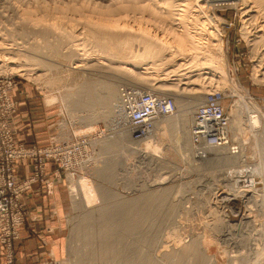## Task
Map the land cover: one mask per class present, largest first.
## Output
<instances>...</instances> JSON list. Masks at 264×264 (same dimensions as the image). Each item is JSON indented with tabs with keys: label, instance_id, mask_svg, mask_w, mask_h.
<instances>
[{
	"label": "rangeland",
	"instance_id": "374dc122",
	"mask_svg": "<svg viewBox=\"0 0 264 264\" xmlns=\"http://www.w3.org/2000/svg\"><path fill=\"white\" fill-rule=\"evenodd\" d=\"M152 1L154 3L157 0ZM152 1L0 0V89L9 95L8 101H0V112H3L0 118L7 117L6 123L15 146L34 148L35 152L33 157L17 159L13 163L17 183H27V188L19 197L24 212L19 229L27 216L23 194L39 180L50 187V183L44 179L45 168L50 163L66 178L67 208L62 221L64 229L60 253L47 264H84L80 259L86 254L87 248L84 249L82 239L76 233L80 219L91 214V210H94L92 216L96 219L97 208L129 200L140 203L134 206L148 210L140 215L144 217L140 228L128 236V246L134 252L131 253L136 264L137 258L142 259L140 254L146 260L150 259L149 255L157 258L158 264H168L169 260L170 264H264V63H259L264 49L261 43L257 44L260 39L256 38L258 30L264 26V10L263 15H257L252 12L256 9L252 3L246 8L236 2L212 5L204 3L205 0H195L194 7L191 3L193 0H178L180 2L177 1L175 7L178 6V13L183 12L178 19L191 25L197 39L209 44H221L223 54L210 62L203 57L202 52L181 53L175 42V35L179 34L177 25L170 22L171 25L168 22L163 24L151 17L145 6H149ZM161 1L157 2H160L157 4L160 5L159 11H166ZM188 1L193 8H189ZM26 10L32 16L26 15ZM189 14L191 17H188ZM218 16L222 18L220 40L212 34L215 29L209 20V17ZM28 18L31 23L25 20ZM39 29H45V38H41L40 34H36L40 37L32 35ZM22 31L32 34L22 36ZM95 38L104 43L95 45ZM46 39L50 40L47 42ZM63 41L66 45L62 46ZM59 43L60 46L57 45ZM48 46L50 51L47 50ZM53 46L54 50L60 48L63 56L56 54L52 50ZM44 49L47 51L44 52ZM70 51L76 55L71 59L77 61L70 58H67L68 62L64 60ZM46 60L53 68L41 66V61L48 63ZM77 62L82 65L80 75L73 74L75 69L72 67ZM134 65H138L139 69L134 70ZM67 67L71 69L66 70ZM144 68L149 71L146 72ZM139 76H143L146 86L149 84L153 87L150 91L156 90L159 95L172 98L174 96L170 94H181L188 102L192 99L193 89L201 90L203 96L212 91L223 92L226 96L225 110L231 123L237 110L245 107L249 101L250 107L241 110L245 122L243 127L248 129L243 130V134L235 131L230 124V148L223 150L228 156L233 155L237 162L211 164L208 160L217 156V152L213 151L216 149H209V152L206 151L208 155L201 157L197 155L193 141L192 160L186 159L187 154L176 143L179 132L165 128L162 124L165 117H159L154 122V129L145 138H133L126 114L120 113V100L118 106L115 103L110 108H103V111L98 106H94L96 109L93 107V110L69 106V100L72 101L79 89L76 85L82 84L83 80L87 83L97 78L94 80L96 83L100 79L110 82L122 97V91L128 88L148 91L135 86L134 78ZM75 80H80V83H75ZM164 82H177L179 88L187 92H176L174 87L167 86L164 94L158 90V86ZM20 87H27L29 93L35 96L30 110L42 111L40 116L36 114L39 118L46 117V109L51 112L50 122L54 127L55 138L50 143L26 146L15 140L11 119L17 105L12 95ZM105 93L104 87H98L95 92L97 95ZM121 101L123 104V98ZM196 107L189 114V124ZM101 112H110L111 115L107 119ZM248 112L252 117L260 114V124L254 118L256 130L249 127ZM89 115H93L94 119H87ZM120 117H124V122ZM113 141H121V144H113ZM105 142L110 143L109 147L104 146ZM27 160L33 164V172L30 177L20 179L16 163ZM85 181L90 185H87L91 190H88V195L93 197L90 201H86L79 187ZM98 189L112 196L105 204L95 194L99 192L96 191ZM19 229L17 236H11L7 243L1 241L7 249L17 239ZM187 246L195 248L192 247L193 251L189 253L192 259H187L185 263L175 262L178 260L174 256L175 251H186L189 249ZM8 261L13 264V259ZM97 262L92 261L90 264L100 263Z\"/></svg>",
	"mask_w": 264,
	"mask_h": 264
},
{
	"label": "bare ground",
	"instance_id": "6f19581e",
	"mask_svg": "<svg viewBox=\"0 0 264 264\" xmlns=\"http://www.w3.org/2000/svg\"><path fill=\"white\" fill-rule=\"evenodd\" d=\"M152 1V0H151ZM161 1V0H160ZM178 0H162L161 3H163L164 5V9H166V11H159V6L157 4L158 0L154 3L153 1L151 2V4H149V6H145L146 10H149V15L151 17H153L155 20H157V22H161L163 24H166L167 22L169 23H174V25H177L178 29L177 31L179 32L176 33L178 35H175V38H176V41L178 43V47H179V50H182L181 53H186V52H192V53H195V54H201L200 52L203 53V57H205L206 60H209L210 62H212L211 60H215V59H218L222 54H223V49H222V46L221 44H219L218 42H215L213 44V42L211 44L209 43H205V42H201L200 39H197V35H196V32L194 33L192 30H191V25L189 24H186L185 21H180V17H182V13L183 12H180L178 13V9H176L177 7H175V3L177 2ZM190 1V0H189ZM189 1H188V4H189ZM180 2V1H178ZM194 2L195 0L191 1V3H193L194 5ZM234 3L236 2V4L240 3V5H244V7H248L251 3L255 6L254 10H252V12H255L257 15L259 14H262L264 11V0H235L233 1ZM233 2H230L233 3ZM203 3V2H202ZM204 3L206 4H212V5H218V4H223V3H229V2H209L207 0L204 1ZM179 5V4H178ZM193 5L192 4H189V8H193ZM252 5V6H253ZM191 6V7H190ZM200 6V5H199ZM198 6V7H199ZM251 6V7H252ZM181 7V6H180ZM183 7V6H182ZM195 7V5H194ZM161 8V7H160ZM201 8V6H200ZM253 8V7H252ZM251 8V9H252ZM31 9V8H30ZM162 9V8H161ZM181 9V8H180ZM179 9V11H180ZM263 11V12H262ZM251 12V11H250ZM32 13V12H31ZM34 14V13H33ZM264 14V13H263ZM262 14V15H263ZM26 15H29L32 16L30 14L29 11L26 10ZM35 15V14H34ZM187 15V14H186ZM184 15L183 18L186 16ZM212 16V15H211ZM188 17H191L190 14ZM207 18V17H206ZM210 21L212 22L213 24V27L215 29V31H213L214 33L212 34H215L214 37L218 36L217 39L220 40V34H221V29H220V24L222 23V18H220L219 16L217 18H214V17H209ZM189 19V18H188ZM191 19V18H190ZM27 22H30L31 23V20L30 18L28 19H25ZM34 21V20H33ZM189 21V20H188ZM186 21V22H188ZM262 22V21H261ZM39 23H40V20H39ZM169 23V24H170ZM190 23V22H189ZM264 23V22H263ZM41 25V23H40ZM44 25V24H43ZM168 25V24H167ZM171 25V24H170ZM173 25V26H174ZM264 25V24H263ZM190 26V27H189ZM32 27V26H31ZM171 27V26H170ZM34 28V27H33ZM94 28V27H93ZM96 28V27H95ZM174 28V27H173ZM30 30L32 31H35L34 29H31ZM45 30V29H44ZM44 30H41L39 29V31L37 32H34L32 34V32H28V31H22V36L24 35H36V34H40L41 38H45L46 36V32ZM47 30V29H46ZM90 30V29H89ZM92 30V29H91ZM95 30V29H94ZM101 30V29H100ZM99 31V30H98ZM92 32V31H91ZM105 32V31H104ZM48 33V32H47ZM90 33V32H89ZM94 33V32H93ZM96 33V32H95ZM100 33V32H99ZM62 34V33H61ZM98 34V33H97ZM258 34L256 36V38L260 39V41L257 43L259 45V43H261V45H263V49H264V26L263 28L261 27L260 30H258ZM64 35V34H63ZM66 35V34H65ZM101 35H102V32H101ZM104 35V34H103ZM245 35V33H244ZM37 36V35H36ZM40 36H37V37H40ZM94 36V34H93ZM48 37V36H47ZM51 37V35H50ZM65 37V36H64ZM72 37V36H71ZM74 37V36H73ZM58 38V37H57ZM75 38V37H74ZM106 38V37H105ZM210 38V37H209ZM212 38V37H211ZM255 38V39H256ZM69 39V38H68ZM67 39V40H68ZM102 39V37H101ZM101 39H97L95 38V45H99V44H103ZM208 39V38H207ZM214 39V38H213ZM47 40V39H46ZM50 40V39H48ZM47 40V42H48ZM62 40V39H60ZM64 40V38H63ZM257 40V39H256ZM209 41V40H208ZM218 41V40H217ZM46 42V43H47ZM52 42V41H51ZM58 42V40L56 41ZM221 42V41H220ZM44 43V44H46ZM50 43V42H49ZM63 44L66 45V42L63 41L62 42V46ZM1 45V44H0ZM56 45V44H55ZM54 45V46H55ZM57 45H61L60 43L57 44ZM105 45V44H104ZM177 45V44H176ZM39 46H42L39 44ZM51 43H50V47H51ZM54 46H53V49L54 50ZM61 46V48H62ZM168 46V45H167ZM50 47L48 46V49H50ZM58 47V46H57ZM105 47V46H104ZM103 47V49H104ZM108 47V46H107ZM171 47V46H169ZM177 47V48H178ZM1 48V47H0ZM36 48H38L36 46ZM34 48V49H36ZM40 48V47H39ZM38 48V49H39ZM52 48V47H51ZM110 48V47H108ZM33 49V48H32ZM31 49V50H32ZM43 50V48H41ZM57 49V48H55ZM106 49V48H105ZM163 49V48H162ZM166 49V47H165ZM46 50V51H47ZM259 50V49H258ZM261 50V49H260ZM39 51V50H38ZM45 49H44V52H46ZM50 51V50H49ZM56 51V54H60V48L57 49V50H54ZM137 51V50H135ZM42 52V51H41ZM36 53V52H35ZM49 53V52H48ZM47 53V54H48ZM53 53V52H52ZM171 53V52H170ZM13 54V53H12ZM148 54V53H147ZM259 54V53H258ZM46 55V54H45ZM143 55V54H142ZM261 57L259 58V63H264V53L263 54H260ZM48 56V55H47ZM54 56L57 57L54 53ZM53 56V57H54ZM63 56V55H61ZM73 56H76L75 53L73 51H70L65 57L66 59L64 60H67L68 62V59L67 58H70L73 57ZM14 57V56H13ZM26 57V56H25ZM59 58H61L60 56H58ZM140 57V56H139ZM45 58V57H44ZM142 58V57H141ZM140 58V60H141ZM148 58V57H147ZM72 60V59H71ZM77 61V59H74ZM72 60V61H74ZM203 60V59H202ZM47 61V60H46ZM48 62V61H47ZM55 62V61H53ZM71 63V61H69ZM75 62V61H74ZM208 62V61H207ZM44 67L45 66H49V67H52L49 62L46 63L44 61H41L40 62ZM73 63V62H72ZM29 64V63H28ZM36 64V63H35ZM59 64H62V63H59ZM64 64V63H63ZM65 65V64H64ZM67 65V64H66ZM26 67L28 65H25ZM63 66V65H62ZM60 66V67H62ZM68 66V65H67ZM73 66V65H72ZM81 63L80 62H77V63H74V66L72 68H74L75 70L73 71V74L77 75V74H81L82 72V67H81ZM193 66V65H192ZM263 66V64H262ZM19 67V66H18ZM21 67H22V64H21ZM33 67V66H32ZM43 67V68H44ZM71 67V66H69ZM141 67V66H140ZM29 68V67H28ZM31 68V67H30ZM38 68V67H37ZM53 68V67H52ZM107 68V67H106ZM138 68V65H134V70H136ZM42 69V68H41ZM47 69V68H46ZM49 69V68H48ZM71 68L67 69L66 70H70ZM98 69V68H97ZM139 69V68H138ZM147 71L148 68H144ZM35 70V69H34ZM62 70L61 69V72L62 73ZM66 70L64 69V71L66 72ZM94 70V69H93ZM103 70V68H102ZM128 70V69H127ZM129 70H133V69H129ZM214 70V69H213ZM261 70V69H260ZM24 72H27L25 70H23ZM31 71V70H29ZM45 71V70H44ZM59 71V70H58ZM107 71V70H106ZM34 72V71H33ZM54 72V71H53ZM70 72V71H69ZM132 72V71H131ZM137 73V71H135ZM260 72V71H259ZM23 73V72H22ZM64 73V72H63ZM144 73V71L142 72ZM142 73H139L141 75H145V74H142ZM67 74V73H66ZM83 74V73H82ZM149 74V72L147 73ZM209 74V73H208ZM54 76V74H52ZM57 75V74H56ZM69 75V74H68ZM86 75V74H85ZM213 75V73H212ZM59 76V75H58ZM74 76V75H73ZM136 76H138L136 74ZM215 76V75H214ZM68 77V76H67ZM76 77V76H75ZM89 77V76H88ZM94 77V76H93ZM143 76H139V77H135V86H138V88H140L141 90L143 89H149L152 90L153 87L152 86H146L145 85V79L142 78ZM91 78V77H90ZM71 79V78H70ZM79 79V77H78ZM87 79V78H86ZM92 79V78H91ZM97 79V78H96ZM94 79V80H96ZM81 80V79H80ZM79 80V81H80ZM91 81V82H84L83 80V83L82 84H79V85H76L79 89L77 90V92L75 93V97L72 99V101L69 100V106L71 107H74V109H88V110H93L95 107L94 106H98L101 108V110L103 108H110L111 105H114L116 103V105L118 104L119 100H120V103H121V115H124L125 111L123 110V104H122V97H121V94L120 97L119 95L117 94V88L116 86H114L113 84H111L110 82H102L101 79H100V82L96 83ZM148 80V79H147ZM258 80V79H257ZM76 81L78 80H75V83ZM78 81V82H79ZM88 81V80H87ZM77 82V83H78ZM151 82V81H150ZM80 83V82H79ZM219 84V83H218ZM70 86V85H69ZM73 86V85H72ZM71 86V87H72ZM167 86H172L174 87L173 90H176V92L178 91H181L183 93H185V89L183 88H179V84L176 82L174 83H171L169 84L168 82L167 83H161L159 86H158V90L162 91V93H166L165 90H166V87ZM75 87V86H74ZM73 87V88H74ZM98 87H104V89H106L107 93H105V95H97L95 94L96 90H98ZM152 87V88H151ZM136 88V89H138ZM74 90V89H73ZM189 91V90H188ZM172 92V91H171ZM187 92V91H186ZM192 99L190 98V101L188 102L187 99L185 97H183L181 94H170V95H173L174 98H175V101H176V105H177V112L175 115H171V116H168V117H165L164 120H162V124H164L165 128L171 130V131H178L179 132V136L177 138V146L179 148H181L182 150H184L185 152V157L186 159L188 160H192L191 159V154H192V151H193V148H192V137H191V128H192V124H193V121H194V117H192V121L190 122L189 124V114L191 113L192 109L195 108L200 102H202L203 99V94H202V91L201 90H198V89H193L192 91ZM98 93V92H97ZM121 93V92H119ZM180 93V92H179ZM74 94V93H73ZM65 99V98H64ZM241 99H242V96H241ZM243 101H245V98L242 99ZM242 101V103H243ZM248 101V99H247ZM249 102V101H248ZM245 105V107L243 106L240 110H237V115L235 116V119L233 120L232 123V127L233 129H235V131L239 132H243L244 134V131L246 129H244L245 127H243V124L245 122H243L244 119L243 118V114H242V111L241 110H244V109H247L250 107V102ZM113 103V104H112ZM118 106V105H117ZM189 106V107H187ZM94 107V108H93ZM97 107V108H98ZM240 107V106H239ZM252 107V106H251ZM197 108V107H196ZM72 109V108H71ZM96 109V108H95ZM104 109V111H105ZM250 110V109H249ZM103 111V110H102ZM254 111V110H253ZM117 112V111H116ZM251 112V110H250ZM102 113V112H101ZM252 113V112H251ZM254 113V112H253ZM252 113V114H253ZM93 115L95 113H92ZM119 114V113H117ZM250 113L248 112V115ZM92 115V116H93ZM96 115V114H95ZM99 115V112L97 114V116ZM102 116H104L105 118H109L110 117V112H103L101 114ZM115 115V114H114ZM120 115V114H119ZM120 115V116H121ZM191 115V114H190ZM90 116V115H89ZM90 116V118H87V119H90V120H93L94 116L92 117ZM250 116V115H249ZM254 116V115H253ZM256 117H252L250 116L248 118V124L249 127L251 128V130H256L255 129V126H254V118H256V123L257 124H260L261 123V120L259 118L258 115H255ZM101 117V116H100ZM102 117V118H104ZM262 117V116H261ZM121 118V117H120ZM245 118V117H244ZM86 119V120H87ZM123 119V120H122ZM111 120V119H110ZM122 122H124V117L121 118ZM246 121V120H245ZM90 122V121H89ZM107 122V121H106ZM114 122V121H113ZM107 125V124H106ZM109 125V124H108ZM158 126V125H157ZM111 127V126H110ZM116 127V126H115ZM123 128V127H122ZM159 128V127H158ZM154 129V128H153ZM244 130V131H243ZM253 132V131H252ZM256 132V131H255ZM118 134V133H117ZM256 134V133H255ZM259 134V133H258ZM178 135V134H177ZM176 135V136H177ZM257 135V134H256ZM121 137V136H120ZM118 139V138H117ZM255 139V138H254ZM156 140V139H155ZM256 140V139H255ZM110 141V140H109ZM106 145H104L106 148L109 147V142H105ZM113 144H121V141H113ZM117 145V146H118ZM135 146V145H134ZM137 146V145H136ZM178 148V149H179ZM227 148L229 147H222V148H217L216 150H213L214 152L216 151V157L212 158V159H209L208 162L213 164V163H221V162H227V163H231L233 164L234 161H236V159L232 156H228L226 153L223 152V150H228ZM180 149V150H181ZM210 149V148H208ZM232 149V148H231ZM141 150V149H139ZM181 150V151H182ZM106 151V150H105ZM133 151V150H132ZM134 151H138V150H134ZM144 151V150H143ZM142 151V152H143ZM139 152V151H138ZM188 152V153H186ZM141 153V151H140ZM137 155V154H136ZM142 155V153H141ZM144 155V154H143ZM140 156V155H139ZM145 156V155H144ZM153 157V156H152ZM184 157V158H185ZM236 157V156H235ZM237 158V157H236ZM111 161V160H110ZM114 161V160H113ZM237 162V161H236ZM234 162V163H236ZM117 163V162H116ZM110 164V163H109ZM114 167V166H113ZM103 167H101L102 169ZM107 168V167H105ZM116 169V168H115ZM104 171V169H103ZM111 171V170H110ZM108 171V172H110ZM101 173V172H100ZM103 174V172H102ZM113 174V173H112ZM107 175V174H106ZM114 177V176H112ZM101 178V177H100ZM107 178V177H106ZM109 179V178H108ZM115 179V178H114ZM118 183V182H117ZM88 182L85 181V182H82V187L79 185L80 189L82 190L83 192V195H84V198L86 199V201H90L91 199H93V197H89L88 195V186L90 187V185H88ZM101 187V186H100ZM103 187V186H102ZM95 189V188H94ZM91 191V190H89ZM96 191H99L96 190ZM107 192V191H106ZM105 191H102L100 190L99 192H95V194H97L100 198V200H102V202L105 204V202H108L109 198H111V194H107ZM86 193V194H85ZM99 193V194H98ZM82 194V193H81ZM88 195V196H87ZM151 195V194H150ZM160 194H158L157 196H159ZM163 195V194H162ZM165 195V194H164ZM163 195V196H164ZM117 196V195H116ZM155 196V194H154ZM156 196L157 200L158 197ZM114 197V196H113ZM148 197V196H147ZM153 197V196H152ZM162 196H160L161 198ZM166 197V196H165ZM155 198V200H156ZM113 199H116V198H113ZM118 199V198H117ZM149 199V197H148ZM146 199V200H148ZM152 199V198H151ZM111 200V199H110ZM150 200V199H149ZM153 201L154 198L152 199ZM162 200V199H161ZM114 201V200H113ZM151 201V200H150ZM152 201V202H153ZM118 201H116L115 203H117ZM101 204V203H100ZM88 205V204H87ZM134 205H140L139 202H133V201H128V202H123L122 203L120 202L119 204H108L106 205L105 207L102 206V208H97V213L98 215L95 216L97 217L96 219H94V216H92V211L91 210V214H88L86 217L81 218V223L78 225V231L76 232L78 234V237L80 238V240L83 242V245L85 246L84 249H86V254L83 255L81 257V263H84V264H90L92 261L94 262H97V263H103V264H136V262L134 261V257L132 255V252L130 249H129V243H128V236H130L131 234H134L139 228L140 226L142 225V221L144 220V217L143 216H140L141 214H144L146 213L148 210L146 209H142L140 208L139 206H134ZM85 209V208H84ZM95 210V212H96ZM87 213H89V211H87ZM96 215V213H94ZM93 214V215H94ZM174 229V228H173ZM161 231V230H160ZM76 236V235H75ZM77 237V236H76ZM132 237V236H131ZM79 242V241H78ZM197 242V241H196ZM196 245L195 241H194V246ZM193 247V249L195 250V248ZM80 247V246H79ZM192 247H188L189 249L185 248L186 251H181L178 252V251H175V254L174 256L177 257L178 260H176L175 262H180V263H185L187 259H192L191 258V253L193 250H192ZM197 248V247H196ZM191 249V250H190ZM81 250V249H80ZM81 252V251H79ZM132 252V253H131ZM82 253V252H81ZM74 254V253H73ZM166 254V253H165ZM80 255V254H79ZM139 255V253L137 254ZM142 254H140V257H142V259L140 260L139 258H137L138 260H136L139 264H158L159 263V260H157V258H152L153 256H150V259L146 260L144 259L143 256H141ZM173 255V254H172ZM188 255L190 256V258L188 257ZM203 255V254H202ZM173 256V258H174ZM194 256V255H192ZM79 257V256H78ZM139 257V256H137ZM188 257V258H187ZM202 257V256H201ZM172 258V257H171ZM170 258V259H171ZM195 258V256L193 257ZM206 258V257H205ZM79 259V258H77ZM197 259V258H196ZM79 260V261H80ZM90 260V261H89ZM168 260V259H167ZM205 260V259H204ZM170 261V260H169ZM168 261V264H170ZM165 262V261H164ZM172 262V261H171ZM80 263V262H79ZM99 263V264H100ZM137 263V264H138ZM193 263V262H192ZM196 263V262H194ZM193 263V264H194ZM173 264V262H172ZM177 264V263H175ZM186 264V263H185ZM190 264V263H189Z\"/></svg>",
	"mask_w": 264,
	"mask_h": 264
},
{
	"label": "built area",
	"instance_id": "2783aa9c",
	"mask_svg": "<svg viewBox=\"0 0 264 264\" xmlns=\"http://www.w3.org/2000/svg\"><path fill=\"white\" fill-rule=\"evenodd\" d=\"M8 97V93L0 89V101H8ZM122 98L128 127L132 137L137 140L150 134L159 117H168L177 111L174 98L161 96L156 90L137 91L128 88L122 91ZM225 99L226 96L221 91L209 92L195 110L191 137L194 149L201 157L208 155V148L217 149L230 145L231 122L225 110ZM6 118H0V240L6 241L5 243L11 236H17L24 218L19 197L27 188V183H17L13 163L17 159L33 157L35 153L34 148L15 146Z\"/></svg>",
	"mask_w": 264,
	"mask_h": 264
},
{
	"label": "crops",
	"instance_id": "0c3cea01",
	"mask_svg": "<svg viewBox=\"0 0 264 264\" xmlns=\"http://www.w3.org/2000/svg\"><path fill=\"white\" fill-rule=\"evenodd\" d=\"M12 96L17 105L11 119L17 143L26 146L50 143L55 138L50 122L51 112L46 109V117L39 118L42 111L30 110L35 96L29 93L27 87L16 89ZM16 168L20 179L30 177L33 172V164L29 160L17 162ZM44 179L50 183V187L39 180L23 194L26 220L10 250L0 240V264H9V259H13V264H47L60 253L64 229L62 221L67 208L66 178L49 163Z\"/></svg>",
	"mask_w": 264,
	"mask_h": 264
},
{
	"label": "water",
	"instance_id": "95a60500",
	"mask_svg": "<svg viewBox=\"0 0 264 264\" xmlns=\"http://www.w3.org/2000/svg\"><path fill=\"white\" fill-rule=\"evenodd\" d=\"M209 2H233L235 0H207Z\"/></svg>",
	"mask_w": 264,
	"mask_h": 264
}]
</instances>
